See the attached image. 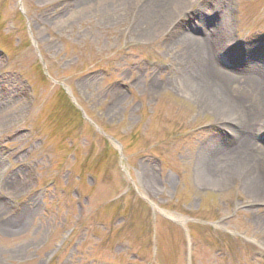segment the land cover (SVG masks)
I'll return each instance as SVG.
<instances>
[{"label":"rangeland","instance_id":"obj_1","mask_svg":"<svg viewBox=\"0 0 264 264\" xmlns=\"http://www.w3.org/2000/svg\"><path fill=\"white\" fill-rule=\"evenodd\" d=\"M158 1L0 0V264H264V124L183 70L188 35L264 70V0ZM242 144L255 170L205 173Z\"/></svg>","mask_w":264,"mask_h":264},{"label":"bare ground","instance_id":"obj_2","mask_svg":"<svg viewBox=\"0 0 264 264\" xmlns=\"http://www.w3.org/2000/svg\"><path fill=\"white\" fill-rule=\"evenodd\" d=\"M172 1L168 8L165 2ZM162 14L175 18L182 12L181 7L185 0H160L158 1ZM205 34H210L205 32ZM213 36V35H212ZM199 37V36H198ZM197 36L185 37L186 44L190 46L188 51L189 63L184 67V72L191 76V84L200 97L203 105L213 107L217 112L231 114L235 124L239 123L247 130L251 126L264 124V70L258 67L248 69L242 68L238 75L232 74L225 69L215 66L212 61L221 42L210 37L205 45L196 41ZM254 48V47H253ZM230 94H234L233 97ZM250 145L244 144L232 154L223 151L221 147L215 148L205 157V173L217 177L224 173H233L236 168L245 167V170H255L258 154L251 152ZM259 152V148L257 149ZM264 160V159H263Z\"/></svg>","mask_w":264,"mask_h":264},{"label":"trees","instance_id":"obj_3","mask_svg":"<svg viewBox=\"0 0 264 264\" xmlns=\"http://www.w3.org/2000/svg\"><path fill=\"white\" fill-rule=\"evenodd\" d=\"M71 104H72V102H71ZM72 106H74L73 104H72ZM75 107V106H74Z\"/></svg>","mask_w":264,"mask_h":264},{"label":"water","instance_id":"obj_4","mask_svg":"<svg viewBox=\"0 0 264 264\" xmlns=\"http://www.w3.org/2000/svg\"><path fill=\"white\" fill-rule=\"evenodd\" d=\"M22 5V4H21Z\"/></svg>","mask_w":264,"mask_h":264}]
</instances>
